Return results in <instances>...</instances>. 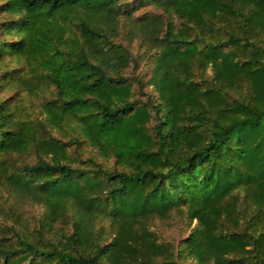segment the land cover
<instances>
[{
    "label": "trees",
    "instance_id": "16d2710c",
    "mask_svg": "<svg viewBox=\"0 0 264 264\" xmlns=\"http://www.w3.org/2000/svg\"><path fill=\"white\" fill-rule=\"evenodd\" d=\"M3 12L0 92L52 91L41 119L0 96V166L32 152L8 181L44 207L0 264H264V0H3ZM121 24L139 51L114 40ZM142 61L145 74L127 73ZM174 214L196 221L177 246L150 227Z\"/></svg>",
    "mask_w": 264,
    "mask_h": 264
},
{
    "label": "rangeland",
    "instance_id": "374dc122",
    "mask_svg": "<svg viewBox=\"0 0 264 264\" xmlns=\"http://www.w3.org/2000/svg\"><path fill=\"white\" fill-rule=\"evenodd\" d=\"M3 0H0V4ZM144 9H152L148 6ZM143 10H139L137 14ZM12 16L7 15L5 12L0 13V22L10 19ZM123 22V19L121 20ZM121 34L114 37L115 41L121 40L124 45L130 47L134 52L141 49L139 38H135L133 41H129L124 38L122 24ZM8 63L11 67L17 69L27 70V66L23 61L11 60L8 58ZM133 65V64H132ZM132 65L126 68L127 73L141 75L148 71V64L145 61L140 63V66L134 70ZM147 77L145 78V80ZM34 82L36 79L33 80ZM0 96L8 98L10 103L17 108V113L24 119L28 118H43L45 116L42 111V105L51 96V91L44 83L36 86L34 92L24 91L19 81L14 83H2ZM145 89V91H150ZM34 154L30 151L27 152H15L5 155V164L0 167V246L8 245L17 240V232L32 231L35 229L44 213V207L41 203L33 200L30 197L20 193L15 186L8 181L10 173L16 166L25 162H32L34 160ZM112 163V162H111ZM3 168V170H2ZM196 224V221L189 226L188 220L181 214H174L173 216L162 219L156 218L151 222V229L155 232L160 241L170 242L177 246L181 239L185 238L190 232L191 228ZM60 226V225H57ZM187 263H190L188 261Z\"/></svg>",
    "mask_w": 264,
    "mask_h": 264
}]
</instances>
